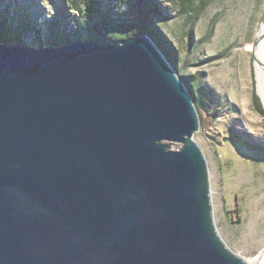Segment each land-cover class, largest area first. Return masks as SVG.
<instances>
[{"label":"water","instance_id":"1","mask_svg":"<svg viewBox=\"0 0 264 264\" xmlns=\"http://www.w3.org/2000/svg\"><path fill=\"white\" fill-rule=\"evenodd\" d=\"M8 15L0 264H251L216 227L198 110L156 43L36 47Z\"/></svg>","mask_w":264,"mask_h":264},{"label":"rangeland","instance_id":"2","mask_svg":"<svg viewBox=\"0 0 264 264\" xmlns=\"http://www.w3.org/2000/svg\"><path fill=\"white\" fill-rule=\"evenodd\" d=\"M70 1L0 0V13H9L13 28L25 14L27 28L16 41L40 47L51 45L52 20L68 39H78L72 32L79 13ZM156 1L154 28L169 43L173 69L198 110L194 139L207 161L216 227L231 250L257 263L264 247V106L254 89V56L248 46L258 36L264 0H210L196 12L194 2L184 14L175 0Z\"/></svg>","mask_w":264,"mask_h":264},{"label":"trees","instance_id":"3","mask_svg":"<svg viewBox=\"0 0 264 264\" xmlns=\"http://www.w3.org/2000/svg\"><path fill=\"white\" fill-rule=\"evenodd\" d=\"M70 2L72 9L79 13L77 17H74L77 27L73 30L72 36L80 39L85 35L87 40L119 43L122 39L146 34L166 54L168 60L172 64L175 63L173 51H167L169 43L154 28V17L159 13L156 0H116L115 4L112 0H71ZM104 2H108V6ZM194 2L197 3L196 12L197 9L207 5L210 0H175L180 14L187 13ZM58 23L55 20L49 23L51 45H60L69 40L65 32L58 28ZM26 28V21H21L20 26L12 35L13 39H18L19 32L25 31ZM8 32L9 28L5 21L0 22V42H10L6 36ZM35 34L41 38L40 30H36Z\"/></svg>","mask_w":264,"mask_h":264},{"label":"bare ground","instance_id":"4","mask_svg":"<svg viewBox=\"0 0 264 264\" xmlns=\"http://www.w3.org/2000/svg\"><path fill=\"white\" fill-rule=\"evenodd\" d=\"M258 35H262L259 42L256 46L253 47V43L249 44V48L252 51L254 56V78H255V86L254 89L259 96L260 100L264 106V17L263 21L260 25V29ZM248 76L247 74L243 77L244 87L247 86ZM255 260L257 263L253 261H249L251 264H264V247L263 249L256 255Z\"/></svg>","mask_w":264,"mask_h":264}]
</instances>
